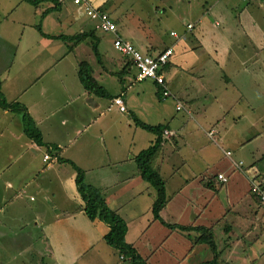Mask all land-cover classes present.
<instances>
[{"label": "crops", "instance_id": "0c3cea01", "mask_svg": "<svg viewBox=\"0 0 264 264\" xmlns=\"http://www.w3.org/2000/svg\"><path fill=\"white\" fill-rule=\"evenodd\" d=\"M89 1L141 52L173 47L164 68L172 99L136 80L115 35L81 5L0 0V90L20 110L0 107V264H131L105 242L108 225L85 214L62 160L99 188L146 264H264V204L251 191L264 179V0ZM79 33L93 35L75 43ZM82 61L112 97L83 87ZM25 114L43 145L24 132ZM134 117L172 132L154 164L167 197L159 218L135 162L157 135ZM196 226L210 230L215 251Z\"/></svg>", "mask_w": 264, "mask_h": 264}, {"label": "trees", "instance_id": "16d2710c", "mask_svg": "<svg viewBox=\"0 0 264 264\" xmlns=\"http://www.w3.org/2000/svg\"><path fill=\"white\" fill-rule=\"evenodd\" d=\"M29 2L35 4L36 0H28ZM93 35V33H79L76 37H73L75 43L83 39L88 38ZM128 58V57H127ZM130 60V59H129ZM132 64V62L130 61ZM133 65V64H132ZM134 66V65H133ZM166 66V65H165ZM165 68V67H164ZM78 76L83 87L90 93L99 96L110 98L112 95L101 86L93 76V70L89 63L82 61L78 66ZM0 80V85H1ZM122 97V95H119ZM0 107L1 108H11L13 111H20L18 109L17 103H8L4 98L0 90ZM134 121L137 125L146 129L155 135H157L153 144L147 148L141 150L135 156V162L138 167L139 175L145 181L149 182L156 190V196L151 205V211L154 218H159V212L164 207L167 197L165 193L164 181L155 170L154 164L158 157L163 142V131L164 126L162 125H149L146 124L136 117ZM24 132L28 137L33 139L37 144L43 145V140L41 137V132L35 126L32 118L25 114L23 117ZM56 149V147L50 146L49 150ZM69 162L76 171L75 183L77 190L83 200V210L89 219H100L108 225V231L104 235L105 242L116 249L121 257H127L130 259L131 264H146V261L137 253L135 248L125 240V234L127 232L126 222L106 203L105 197L99 188L88 184L84 178V171L78 167L74 162L70 160H62ZM192 226H183V229H190ZM196 230L201 231L202 235L200 237L201 241L206 242L215 251V245L212 238V234L206 227H194Z\"/></svg>", "mask_w": 264, "mask_h": 264}, {"label": "built area", "instance_id": "2783aa9c", "mask_svg": "<svg viewBox=\"0 0 264 264\" xmlns=\"http://www.w3.org/2000/svg\"><path fill=\"white\" fill-rule=\"evenodd\" d=\"M62 1V0H58ZM74 4L81 5L86 15L96 21L95 27L105 32H111L115 35L113 45L124 56L128 57L134 67L136 68V80L142 81L144 79L153 80L158 86L161 87V94L163 98L169 96V91L164 83V67L170 61V58L174 52L172 46H167L164 50L157 54H146L138 50L132 43L123 40L116 32V24L109 16V14L94 6L89 0H72ZM190 29L192 24H187ZM172 35H177L175 31L171 32ZM114 103L121 111H125L124 100L121 96H117L113 99ZM177 109L182 108V104L178 103ZM172 132L168 129H164L163 134L168 136ZM214 131L209 130V135H213ZM230 154V151H227ZM51 159L50 154H44L43 160L48 161ZM217 177L223 181H227V176L222 173L217 174ZM251 191L259 198L264 204V179H257L251 182Z\"/></svg>", "mask_w": 264, "mask_h": 264}, {"label": "rangeland", "instance_id": "374dc122", "mask_svg": "<svg viewBox=\"0 0 264 264\" xmlns=\"http://www.w3.org/2000/svg\"><path fill=\"white\" fill-rule=\"evenodd\" d=\"M95 24H96V23H95ZM150 80H151V79L147 78V79H144V80H142V81L144 82V81H150ZM140 82H141V81H140ZM169 97H170V96H169ZM169 97H168V99H172V98H169ZM125 110H126V107H125ZM120 111H121V110H120ZM6 209H7V210L10 209V206L7 207ZM7 235H9V234H7ZM10 237H12V236H10ZM25 237H26V236H25ZM21 255H22V254H19V256H21Z\"/></svg>", "mask_w": 264, "mask_h": 264}]
</instances>
